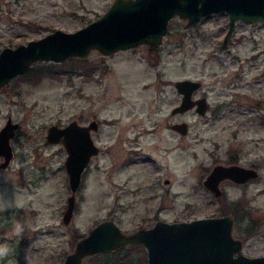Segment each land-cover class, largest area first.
Instances as JSON below:
<instances>
[{"label":"rangeland","instance_id":"1","mask_svg":"<svg viewBox=\"0 0 264 264\" xmlns=\"http://www.w3.org/2000/svg\"><path fill=\"white\" fill-rule=\"evenodd\" d=\"M110 2L0 0V48L55 28L75 30ZM227 23L225 12L204 15L192 25L174 15L153 48L140 43L108 54L92 49L85 57L36 61L0 88V125L7 113L17 122L10 138L12 157L0 172V264H60L76 240L102 219H113L124 232L149 222L158 205L147 186L151 175L160 186L168 177L174 191L163 195L159 217L228 210L235 215L233 234L244 236L242 250L264 252V19H236L222 44ZM48 65L51 73H33ZM179 78L202 81L194 94L207 95V112L171 113L180 100L173 85ZM92 118L99 122L94 139L100 151L83 170L72 218L64 224L70 193L66 152L46 140V128ZM179 119L188 122L186 136L166 129V123ZM135 127L143 134L134 144L137 153L126 156L119 134L132 135ZM236 156L243 164L254 163L257 175L245 188L224 183L226 201L238 204L221 208L196 182L202 165ZM125 159L129 163L122 165ZM117 248L116 254L84 255L81 264H111L128 255L133 264H142L146 251L139 243Z\"/></svg>","mask_w":264,"mask_h":264},{"label":"water","instance_id":"2","mask_svg":"<svg viewBox=\"0 0 264 264\" xmlns=\"http://www.w3.org/2000/svg\"><path fill=\"white\" fill-rule=\"evenodd\" d=\"M214 12L228 14L225 43L236 19L251 23L264 19V0H111L99 16L75 30L55 28L40 37L1 47L0 88L36 61L60 62L67 57H85L92 49L108 54L140 43L154 46L161 43L168 21L174 15L186 19V25H191ZM173 85L181 96L179 103L171 108L172 113L191 108L198 114L205 112V98L192 97V91L201 85L200 80L179 78L173 81ZM16 125L9 118L0 127V154L4 157L0 167L7 165L12 156L9 140ZM187 125V121L179 120L171 127L184 134ZM90 127H97L95 119L87 124L71 119L63 126L51 123L46 128V140L61 142L66 152L64 166L70 193L61 216L64 224H68L73 215L81 174L90 157L99 151L89 135ZM256 175L254 168L218 164L208 178L212 179L209 185L214 186L223 177L241 181ZM130 243L143 244L147 252L146 264H264V254L251 256L240 250L239 240L231 235V218L228 216L157 221L150 227L139 225L131 232H124L113 219L105 218L76 240L60 264H81L84 255ZM233 249L237 251L234 256L231 255Z\"/></svg>","mask_w":264,"mask_h":264},{"label":"flooded vegetation","instance_id":"3","mask_svg":"<svg viewBox=\"0 0 264 264\" xmlns=\"http://www.w3.org/2000/svg\"><path fill=\"white\" fill-rule=\"evenodd\" d=\"M211 14V13H210ZM201 18V17H200ZM197 22V21H196ZM192 25V24H191ZM227 25H228V23H227ZM226 31H227V29H226ZM232 33V32H231ZM225 34H226V32H225ZM225 34H224V36H223V38H222V44H225L227 41H228V39H229V37L227 38V40H226V42L225 43H223V39H224V37H225ZM164 35V34H163ZM231 35V34H230ZM20 43V42H19ZM18 44V43H17ZM146 44V43H145ZM157 45V44H156ZM10 46H12V45H10ZM147 46L149 47V48H153V46H149L148 44H147ZM155 46V45H154ZM201 85H202V81H201ZM201 85L198 87V88H200L201 87ZM198 88H196V89H194L193 91H192V97L193 98H195V97H204L205 98V101H206V104H207V106H206V109H205V112H207L208 111V109H209V106H210V104H209V101L207 100V95H205V94H203V95H200V96H196L195 94H194V92L198 89ZM179 93V92H178ZM179 95H180V93H179ZM181 96V95H180ZM180 101V100H179ZM179 103V102H178ZM175 106V105H174ZM173 106V107H174ZM193 108H191V109H188V110H192ZM188 110H186V111H188ZM186 111H184V112H186ZM184 112H177V113H184ZM204 112V113H205ZM172 113V112H171ZM173 114H175V113H173ZM9 118H11V120H12V116H11V114L10 113H7L6 114V117H5V119H4V122L0 125V127L1 126H3L4 125V123L7 121V119H9ZM92 119H94V118H92ZM92 119H90L89 121H91ZM96 120V119H95ZM179 120H183V119H179ZM179 120H177V121H179ZM13 121V120H12ZM88 121V122H89ZM97 121V120H96ZM14 122H16V121H14ZM78 123H80V124H87V123H82V122H79V121H77ZM173 122H175V120L174 121H172V122H168V123H166V129L167 130H169L170 132H168V133H172V134H179V135H181V136H186L188 133H189V125H187V130H186V132L184 133V134H181L179 131H177V130H175V129H173L172 127H171V124L173 123ZM17 123V122H16ZM66 123H62V124H59V125H61V126H63V125H65ZM16 128H17V125H16V127H15V129H14V133H16L15 131H16ZM135 131H133V133H132V135H124V134H122V133H120L119 134V138H121L120 139V142H122L121 144H122V146L124 147V149L125 150H123V154L124 155H126V156H132L133 154H135V153H137V147L136 146H134V144H136V143H138L139 142V137H140V135H142L143 134V130H142V127L141 128H133ZM124 130H126V129H124ZM98 132H99V122L97 121V127L96 128H92V127H90L89 128V135H90V137H91V139L94 141V143L96 144V142H95V139H94V137H95V135L96 134H98ZM167 133V134H168ZM95 134V135H94ZM14 135V134H13ZM76 135V134H75ZM169 135V134H168ZM12 137V136H11ZM10 137V138H11ZM9 142H10V140H9ZM59 144L64 148V146H63V144L61 143V142H59ZM10 145H11V143H10ZM11 149H12V147H11ZM108 150L110 151V150H112V146L111 147H109L108 148ZM99 151H100V148H99ZM99 151L96 153V154H98L99 153ZM12 154H13V152H12ZM96 154H94V155H92L91 157H90V159L93 157V156H95ZM12 157V156H11ZM2 158V159H1ZM3 154H0V163L3 161ZM11 159V158H10ZM90 161V160H89ZM152 161V160H151ZM240 161V159L239 158H237V156L236 157H230L229 159H227V161L224 163V162H220V161H218V160H213L210 164H207V165H202V171H201V173H200V176L198 177V180L199 181H197L196 183H197V186L196 187H199V185L198 184H200L201 185V187H202V189H203V191L205 192V193H207L208 195H212L214 198H216L217 199V201H215V204L216 205H218V206H221V208H224L225 206H230L231 208H235V206L238 204L237 203V201H229V204H228V202L226 201L227 200V196L225 195V187H224V183H229V184H232V185H238V186H244V188L246 187L245 185H246V183H248L251 179H253V178H255V176H250V177H247V178H244L243 180H241V181H236V180H234V179H232V178H230V177H223V178H221V179H219L218 181H217V184L216 185H214V186H211V185H209V184H211L212 183V179H210V178H208V176H209V174L211 173V171L213 170V167L214 166H216V165H218V164H222V165H231V164H236V165H240V166H242V167H246V168H254V169H256L257 167L254 165V163L253 164H243V163H241V162H239ZM9 162H10V160H9ZM9 162H8V164H9ZM89 163V162H88ZM122 165H126L127 163H129V161H126V159L124 160V161H121L120 162ZM119 161L114 165V167H117V166H119ZM8 164L7 165H5V166H1L0 167V172L2 171V169H4V168H6L7 166H8ZM87 166V165H86ZM86 168V167H85ZM84 168V169H85ZM111 174H112V170H109V177L111 176ZM82 176H81V179H80V182L82 181V179H83V172H82V174H81ZM207 180V182H205ZM161 183L164 185V186H160V181H159V179H155V177H153V175H151V178H150V181H148V184H147V186L150 188L149 189V191L150 192H152V194H153V196H154V199H156V200H158L157 202H158V205L155 207V211H156V213H154L153 214V217H151V219H150V221L149 222H146V223H140V224H138V226L140 225V226H144V227H150V226H152V225H154L155 224V222H157V221H167V222H176V221H191V220H195V219H199V218H205V217H223V216H228V217H230L231 218V235H232V237L234 238V239H236V240H239V242H240V250L243 252V253H245V254H247V255H251V256H254V255H261V254H264V252H260V253H248V252H246L245 250L243 251L242 250V246H243V244H244V236L243 235H240V236H236V235H234L233 234V229H234V223H235V215L232 213V212H229L228 210L225 212V211H223L222 209H221V211H219V212H211V213H209V214H206V215H196V216H189V217H182V218H173V219H165V218H162V217H159V215H158V212H159V210H161V209H163V208H165V206H164V200H163V195L164 194H174V191H171L170 192V189H169V187H170V181H169V178L168 177H164L162 180H161ZM208 183V184H207ZM81 184V183H80ZM79 184V185H80ZM79 187V186H78ZM77 187V188H78ZM159 187H161L162 188V192H161V194L159 195L158 194V189H159ZM159 195V196H158ZM75 200H76V197H75ZM232 200H234V199H232ZM244 203V202H243ZM241 204V203H240ZM74 205H75V202H74ZM241 210L243 211L242 212V214L243 215H248V213H249V211L247 210V209H244V208H241ZM11 218H15V214H13V215H11V214H7V219H9V220H11ZM72 218V217H71ZM9 220H8V222H9ZM247 220L249 221V219L247 218ZM243 222H245V220L243 221ZM245 224H247V223H245ZM248 225H246L244 228H243V230H247V227ZM137 227V226H136ZM133 229H135V228H133ZM133 229H131L132 231H133ZM131 230H129V231H126V232H131ZM132 244H134V243H130V244H125V245H132ZM135 244H138V243H135ZM125 245H122V246H125ZM139 245H141L142 247H144L143 246V244L142 243H139ZM145 248V247H144ZM145 251H146V248H145ZM237 254V251L235 250V249H233L232 251H231V255L232 256H234V255H236ZM145 255V261H144V264H146V260H147V252H145V254L143 253V256Z\"/></svg>","mask_w":264,"mask_h":264},{"label":"trees","instance_id":"4","mask_svg":"<svg viewBox=\"0 0 264 264\" xmlns=\"http://www.w3.org/2000/svg\"><path fill=\"white\" fill-rule=\"evenodd\" d=\"M54 64V63H53ZM51 68H52V66L51 65H48V66H44V67H41L40 69L38 68L37 70H34V74L36 75V74H42V73H46V74H49V73H51ZM26 73V72H25ZM138 247V246H137ZM120 248H117V249H111V250H105V251H101V253H104V252H108L109 254H116L117 252H118V250H119ZM131 256H129L128 255V257L127 258H123L122 260H118V261H115V262H113V263H111V264H133V261H131ZM143 259V262H142V264L144 263V256L142 255V258H141V260Z\"/></svg>","mask_w":264,"mask_h":264}]
</instances>
